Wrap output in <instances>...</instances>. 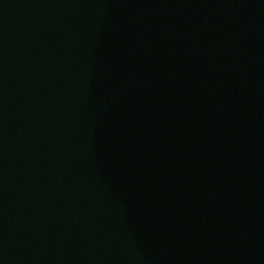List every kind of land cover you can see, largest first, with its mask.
Instances as JSON below:
<instances>
[{"label": "water", "instance_id": "water-1", "mask_svg": "<svg viewBox=\"0 0 264 264\" xmlns=\"http://www.w3.org/2000/svg\"><path fill=\"white\" fill-rule=\"evenodd\" d=\"M0 264H264V0H0Z\"/></svg>", "mask_w": 264, "mask_h": 264}]
</instances>
